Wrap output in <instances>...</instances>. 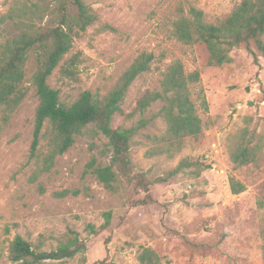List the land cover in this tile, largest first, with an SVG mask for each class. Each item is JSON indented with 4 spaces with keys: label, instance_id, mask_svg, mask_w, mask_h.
<instances>
[{
    "label": "rangeland",
    "instance_id": "rangeland-1",
    "mask_svg": "<svg viewBox=\"0 0 264 264\" xmlns=\"http://www.w3.org/2000/svg\"><path fill=\"white\" fill-rule=\"evenodd\" d=\"M83 1L97 20L83 31H73L67 57H77L76 78L62 76L58 65L48 79L61 101L70 102L83 90L102 98L138 54L151 52V71L132 82L122 107L131 111L140 94L157 88L166 66L178 59L186 71H199L208 106L201 116L210 125L196 137L184 138L171 159L145 155L152 143L143 134L162 132L165 125L160 119L133 136L130 156L136 172L152 182L150 197L136 181L122 182L113 193L97 180L90 163H107L109 148L107 139L91 125L56 157L49 172L32 183L28 177L34 160L29 161L28 156L37 99L30 87L28 97L8 122L2 124L0 119L2 262L9 264L6 249L16 234L50 250L74 231L85 240L86 251L56 264H103L98 263L102 260L104 264H138L137 254L144 247L155 250L161 264H264V146L256 162L240 168L233 167L228 154L230 142L243 128L264 137V58L258 56L256 64L252 51L241 44L231 50V62L210 65L203 42L188 45L171 34V22L180 7L191 4L203 10L207 21H214L228 15L240 0ZM60 2L0 0V19H4L0 21V42L20 32L17 16L35 4L42 20L32 15L31 23L55 24ZM35 67L30 59L28 77ZM158 108L156 104L152 110ZM122 125L130 122L115 116L111 126ZM185 157L210 164V168L200 175L186 169L166 180L157 179ZM230 177L242 182L245 189L233 194ZM63 190L67 195H56ZM108 211L109 224L92 234L87 225L99 228Z\"/></svg>",
    "mask_w": 264,
    "mask_h": 264
},
{
    "label": "trees",
    "instance_id": "trees-1",
    "mask_svg": "<svg viewBox=\"0 0 264 264\" xmlns=\"http://www.w3.org/2000/svg\"><path fill=\"white\" fill-rule=\"evenodd\" d=\"M73 8L75 12L71 13ZM32 15H41L36 4L22 10L17 16L20 18V32L0 42L2 124H6L10 116L21 107L29 95L30 87L37 99L28 156L29 161L34 160V168L28 180L36 182L43 173L49 172L56 157L66 152L76 137L91 125L95 132L107 139L109 148L107 163H90L91 172L97 180L113 193L118 191L122 182L131 184L136 181L146 191L147 197H150L149 185L152 182L146 181L143 174L136 172L130 156V142L134 135L155 126L160 119L165 125L162 132L143 134L152 143L145 155H165L171 159L180 151L184 138L196 137L210 125L201 116V110L206 111L208 106L204 90L199 85V71L188 72L180 60L172 61L162 72L158 87L145 89L136 99L134 108L126 111L122 103L130 85L152 68L154 54L141 52L107 95L100 98L89 90H83L74 100L63 102L58 90L50 86L48 79L58 65L62 76L76 78L77 57H67L72 48L73 31L85 30L97 20V16L83 0H61L55 24L35 26L31 23ZM3 20L0 19L1 22ZM171 34L184 44L203 42L208 50L210 65L220 66L231 62V50L241 44L252 51L254 61L258 64V56L264 58V0H240L228 15L214 21H207L203 10L191 4L180 7L171 22ZM251 46L257 52H253ZM30 59L36 67L28 77L27 64ZM156 104H159V108L154 111L152 107ZM115 116L123 117L130 125L112 127ZM235 137L236 140L230 142L228 147L233 167L240 168L256 162L264 146V137L248 127L243 128ZM41 141H44L42 145ZM208 168L210 164L185 157L168 170L165 176L157 179L166 180L186 169L200 175ZM229 184L233 194L245 189V185L234 177L229 178ZM38 186L42 192V186ZM67 193V190H63L56 195L62 197ZM110 216L111 212L104 213L105 222L99 228L88 224L90 232L94 234L105 228L110 222ZM85 251V240L74 231L50 250H42L16 234L8 243L5 260L9 264H56L78 254L83 255ZM262 255L264 261V245ZM2 256L3 251L0 249V264H7L2 262ZM137 260L138 264H161V257L150 247L141 248ZM98 263L104 264L105 261Z\"/></svg>",
    "mask_w": 264,
    "mask_h": 264
}]
</instances>
